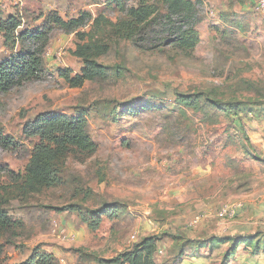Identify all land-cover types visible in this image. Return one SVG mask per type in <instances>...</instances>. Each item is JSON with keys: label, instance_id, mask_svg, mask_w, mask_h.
I'll return each instance as SVG.
<instances>
[{"label": "rangeland", "instance_id": "1", "mask_svg": "<svg viewBox=\"0 0 264 264\" xmlns=\"http://www.w3.org/2000/svg\"><path fill=\"white\" fill-rule=\"evenodd\" d=\"M147 1L159 12L133 39L109 38L110 49L96 58L106 78L72 88L57 69L73 75L82 67L72 54L75 33L99 15L126 19L138 0H0V22L18 23L10 38L0 31V62H40L34 77L0 91V200L12 222L0 235V264H101L145 235L160 237L158 263H170L180 237L208 264H220L229 243L213 236L264 233V116L208 122L176 102L177 91L236 92L241 79L264 80V13L244 0H193L188 22L169 19L161 0ZM83 13L91 18L77 31L55 23ZM187 23L199 37L191 51L171 42ZM44 111L83 113L96 151L62 162L56 186L7 198L2 187L20 179L39 142L23 124ZM104 200L123 212L103 214L95 227L92 213ZM226 204L242 207L219 218Z\"/></svg>", "mask_w": 264, "mask_h": 264}, {"label": "trees", "instance_id": "2", "mask_svg": "<svg viewBox=\"0 0 264 264\" xmlns=\"http://www.w3.org/2000/svg\"><path fill=\"white\" fill-rule=\"evenodd\" d=\"M161 2L169 19L180 17L187 19L188 22L194 20L195 2L193 0H161ZM158 9L154 3L138 0L137 5L129 9L126 19L114 22L99 15L92 19L88 31H77L91 18L86 13L77 19L68 21L56 18L55 23L65 30L77 31L75 34L78 43L72 54L81 58L83 63L79 72L73 75L70 69H57L58 76L72 88L82 87L87 81L106 78V68L97 62L96 58L108 52L111 44L108 41L117 38L133 39L139 33L141 26L159 12ZM17 26L18 23L10 18L0 22V31L4 32L7 38H10ZM198 41V33L192 23H187L186 26L181 24L176 36L171 40L175 47L184 51L194 49ZM31 59L23 62L21 67L9 60L0 62V91L36 75L40 62L37 58ZM11 71H14L13 76ZM241 82L240 84L244 88H238L239 91L236 92L232 89L223 90L219 86H211L187 93L177 91L176 102L199 112L202 119L208 122H216L220 117L229 119L243 113L264 116V80L241 79ZM243 90L246 93L243 94ZM86 126V118L80 112L63 114L44 111L38 113L33 119L25 121L22 128L23 134L26 137H37L39 142L34 145L20 179L15 180L16 182L7 187H2L3 191L8 190L5 197L9 198L11 194L25 196L56 186L60 182L57 173L58 166L65 162L69 156L95 153L96 144L89 136ZM70 208L75 210V207ZM122 212V205L118 201L107 202L104 200L92 213L95 222L93 224L96 227L103 214L117 216ZM11 224L8 214L2 207V200H0V235L1 232L9 229ZM212 238L222 244L229 243L220 264H226L240 245H243V248L248 249L253 255L264 250V233L259 231L246 235H228L221 238L213 236ZM212 240H209L208 244L214 241ZM159 243V236L145 235L128 249L100 261L101 264H178L185 255L196 254L195 248L193 249L194 246L192 247L186 241H182L180 237H175L170 263H166V261L158 263L155 254L159 249Z\"/></svg>", "mask_w": 264, "mask_h": 264}, {"label": "crops", "instance_id": "3", "mask_svg": "<svg viewBox=\"0 0 264 264\" xmlns=\"http://www.w3.org/2000/svg\"><path fill=\"white\" fill-rule=\"evenodd\" d=\"M262 211L263 209L259 210L258 212L262 213ZM242 234L246 235L244 233ZM232 259L233 260L229 264H264V251L253 255L247 250L240 252L239 249H237ZM207 262V258H204L194 253L193 255H185L178 264H208Z\"/></svg>", "mask_w": 264, "mask_h": 264}, {"label": "built area", "instance_id": "4", "mask_svg": "<svg viewBox=\"0 0 264 264\" xmlns=\"http://www.w3.org/2000/svg\"><path fill=\"white\" fill-rule=\"evenodd\" d=\"M245 4L252 10L255 11L257 13H264V0H244ZM241 205L240 204H226L223 205L222 207H220V209L217 212V216L219 218H232L234 217L238 210L241 209ZM204 216V213H200L198 215H196L191 221L190 223H188L189 226H192L194 224H196L197 222H199L202 217ZM161 254V250H157L156 251V255ZM192 264V263H190Z\"/></svg>", "mask_w": 264, "mask_h": 264}]
</instances>
